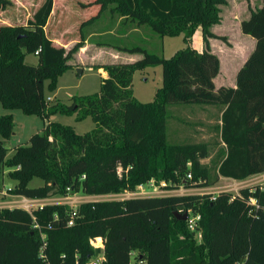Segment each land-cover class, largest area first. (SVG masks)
I'll use <instances>...</instances> for the list:
<instances>
[{"label": "trees", "instance_id": "16d2710c", "mask_svg": "<svg viewBox=\"0 0 264 264\" xmlns=\"http://www.w3.org/2000/svg\"><path fill=\"white\" fill-rule=\"evenodd\" d=\"M14 1L0 0V9L13 7L18 18H25L19 24H0L3 107L44 119L56 112L76 114L78 120L91 117L96 127L78 133L70 125L47 122L43 132L33 134L28 144L18 146L8 157L3 139L12 137L15 122L12 114L1 115L0 192L6 166L17 181L10 191L30 198L110 195L152 180L170 183V189L209 186L210 166L202 162L209 157L208 143L168 141V105L179 103L228 104L220 130L226 149L218 164L219 175L244 180L264 172V0L241 25L257 45L238 72L237 88L218 89L214 79L221 62L209 39L226 38L214 34L211 27L221 22L220 6L227 0H77L97 10L81 23L80 37L52 24L68 6L53 13L54 0H43L37 9ZM108 7L112 15L147 25L161 36L184 34L187 46L169 58L141 46H116L143 57L104 65L108 77L102 78L99 92L75 95L69 105L49 107L46 81L54 90L59 77L73 68L69 61L84 43L83 28ZM200 27L202 51L192 45ZM61 32L67 42L78 39L70 50L54 40ZM39 49V63L28 64L26 56ZM157 65L163 67V85L154 100H138L132 89L135 72ZM35 177L44 184L31 187ZM213 196L185 193L85 201L75 215V208L62 203L46 205L34 215L4 207L0 209V264H47L41 257L44 243L51 264H76L77 260L87 264L102 252L91 244L96 237L104 239L103 264H264V185ZM178 212L200 213L198 230H190Z\"/></svg>", "mask_w": 264, "mask_h": 264}, {"label": "rangeland", "instance_id": "374dc122", "mask_svg": "<svg viewBox=\"0 0 264 264\" xmlns=\"http://www.w3.org/2000/svg\"><path fill=\"white\" fill-rule=\"evenodd\" d=\"M87 1V0H82ZM262 3V1H260ZM68 7L61 10L59 20L57 16L52 19V24L57 29H65L71 33L70 36L77 35L80 37L81 34V23L89 18L86 16L89 7H83L78 4L77 0H70L66 3ZM32 9V8H31ZM21 11L26 12L24 9ZM24 15V13L22 12ZM24 18V16H21ZM19 17V18H21ZM18 18V10L13 7H7L6 9H0V24L3 21L11 22L14 24H19L25 21L24 19ZM104 18V19H103ZM103 18L96 21L91 26L95 28H104L110 27V24L117 22L119 16L112 15L110 8L105 11ZM106 18V19H105ZM104 25H103V24ZM88 28V26L83 28V31ZM56 29V30H57ZM124 29V25H117L115 31L119 32ZM223 28H219L222 30ZM52 31V27H50ZM121 34V33H120ZM119 34V35H120ZM235 37V36H234ZM104 41L111 42L116 46L121 47H134L141 46L151 53L158 54L169 58L173 56L178 50L187 46L184 41L183 35L178 36H161L155 31H153L149 26L144 25L140 28L139 32H134L129 34L126 37H119L115 40L104 38ZM202 42L198 38V34L194 37V45ZM116 46H114L116 48ZM196 48V47H195ZM137 58L140 59L143 57L142 53H136ZM223 53V60L225 68H227L226 61L227 55ZM137 59V60H138ZM136 61V60H135ZM26 62L30 65H37L39 63V56L36 54H28L26 56ZM84 69L81 73L80 70ZM48 82L46 81L45 93L47 98L51 97L49 100V107L60 103L63 105H69L72 103V97L75 95H87L94 94L100 91L102 84V77L96 67L92 65H85L82 68H73L65 72L58 79L57 86L54 90H51L48 87ZM163 85V67L161 65L157 66H148L142 70H137L133 77L132 89L134 96L143 102H149L155 99L157 90ZM200 104H170L168 105V118H167V136L170 143H193V142H203L209 141V157L204 159V162L209 163L210 166V176L211 184L214 186L218 184V164L223 155L220 145L217 142H214V137H209L205 134H194L191 133V130L194 131L198 129L196 125V118H198V113H181L179 107H199ZM4 114H12L15 122V127L13 135L9 139H3L4 145L7 147L8 152L7 156L11 157L14 153L15 148L20 145H26L29 143L30 138L35 133L43 132L47 122H59L64 125L72 126L78 133L88 132L96 127V122L91 118L87 117L83 120H78L76 114L66 115L60 112L51 113L48 118L44 119L38 115H27L21 109H6L3 107L0 102V116ZM10 168L5 167V176L4 184L2 190L6 191V194H0V209L4 207L13 206V201L19 199L15 196L10 190L15 186L16 180H14L9 174ZM224 182H221L220 186L224 185ZM158 183V182H157ZM226 183V182H225ZM44 184V181L41 178L35 177L31 182V187H38ZM250 186V184H248ZM247 185V186H248ZM144 189H140L139 186L134 190L126 189L120 193H113L110 195H99L97 197H86L83 193H76L77 197L76 203L80 200L84 201H93V200H113V199H125L132 197H147V196H164V194L169 193L165 190H170V192L181 194L180 190L174 188L170 189L171 184L163 186L161 182L157 184V187L145 185ZM209 186V187H210ZM246 186V187H247ZM180 187V186H179ZM230 189V192L237 194L242 188L238 191L234 189L231 190V186L227 187ZM244 188V187H243ZM215 190L214 187L209 188V191ZM188 193V192H187ZM150 194V195H149ZM3 195V196H2ZM134 195V196H131ZM82 197V198H81ZM93 200H92V199ZM61 197H53L50 199L51 203H60ZM79 205V204H78Z\"/></svg>", "mask_w": 264, "mask_h": 264}, {"label": "crops", "instance_id": "0c3cea01", "mask_svg": "<svg viewBox=\"0 0 264 264\" xmlns=\"http://www.w3.org/2000/svg\"><path fill=\"white\" fill-rule=\"evenodd\" d=\"M70 0H54V10L53 13L57 11L58 8H64L68 5L66 3ZM262 1V3L260 2ZM17 3V1H14ZM19 2V1H18ZM43 0H20V5L27 7L30 5L34 6L37 9ZM18 4V3H17ZM263 5V0H227V3L221 5V22L219 24H215L211 27V31L217 36L226 37L225 39L218 37H211L209 39L210 46L212 52H214L220 59L221 69L219 74L215 77L214 82L216 88H220L222 86L237 88V75L240 69L244 66L252 52L255 50L257 45V40L249 35L245 34L242 31V22L245 19L250 18L252 10H257L261 8ZM90 12L86 13V16H92L96 13V6H91ZM105 12L101 14L99 18L89 22L86 26L88 28L84 32V43L81 48L74 54V58L69 62L73 65V68H82L85 65H92L96 67L101 74L102 78L108 77V73L104 70L103 66L111 63H127L133 62L137 60L136 53L125 52L115 48L114 44L111 42L104 41L105 37L108 39L115 40L119 37H126L131 33L139 32L142 26H138L135 23H132L129 20H125L123 17H119L117 22H113L110 24V27L104 28H95L91 26L96 21L103 18ZM104 19V18H103ZM106 19V18H105ZM103 24V23H102ZM124 25V29L121 31H115V27L117 25ZM104 25V24H103ZM85 26V27H86ZM219 28H223L219 30ZM121 33V34H120ZM120 34V35H119ZM198 34V38L202 40V42H198V44L194 43V37ZM184 36V34H181ZM64 32L55 34V41L63 44L67 50H70L78 41L77 38L67 42L64 38ZM235 36V37H234ZM63 38L64 40H61ZM192 45L196 47L199 51H202L205 47L202 29L198 28L193 35ZM224 55H227L226 64L228 65L225 68L224 65ZM71 68V70L73 69ZM70 70V69H69ZM68 70V71H69ZM84 69L81 70V73ZM199 107H179V111L181 113H198V118H196L195 122L198 126V129L192 131L194 134H205L209 137H214L213 141L217 142L221 150L226 149L225 143L221 139L220 130L223 124V113L228 107V104L225 105H206L200 104ZM210 144L209 141H203ZM15 151V150H14ZM203 163H207L202 161ZM209 164V163H207ZM218 184L224 182L223 186L218 184L214 186H206L200 188H187L188 193L193 194H204L211 193L216 194L221 191H230L228 186H231V190L238 191L240 188L246 187L248 184L250 186L254 185H264V172L252 175L244 180H237L229 177H224L218 174ZM249 185L247 187H250ZM214 187L215 190L209 191V188ZM169 192L164 195L177 194ZM86 197H97L99 195H85ZM91 198V199H92ZM93 200V199H92Z\"/></svg>", "mask_w": 264, "mask_h": 264}, {"label": "built area", "instance_id": "2783aa9c", "mask_svg": "<svg viewBox=\"0 0 264 264\" xmlns=\"http://www.w3.org/2000/svg\"><path fill=\"white\" fill-rule=\"evenodd\" d=\"M41 49L36 51V55L39 54ZM48 99L50 100L51 97H48ZM188 178H192V174H188ZM157 182L152 180L149 184L150 186L153 187H157ZM161 185L166 186L167 183L161 182ZM145 184L139 185L140 189H144ZM176 190H180L181 194H185L187 193V188L184 185H180V187H178ZM168 191V190H165ZM170 191V190H169ZM0 194H6V191H1ZM218 193L214 194L213 199H216ZM150 195V194H149ZM3 196V195H2ZM16 197H18L19 199H16L13 201L14 205L13 206H9V208H14V207H18V208H22L26 211H28L30 214L34 215L33 212L37 209H43L46 205H50V204H58V203H51L50 199H52L53 197L56 196H51V197H46V198H30V197H26L23 195H15ZM75 194H68L65 196H60L61 197V202L62 204H68L71 207L75 208L73 214H76V208L83 202V200H78V202L76 203L77 197L80 198V196H77ZM134 196V195H131ZM82 198V197H81ZM255 203V200H252ZM85 202V201H84ZM79 204V205H78ZM35 219V216H34ZM201 220V214L200 213H189V218L187 219L188 221V226L190 228V230L192 231H196L198 230L199 227V221ZM69 224L72 225L73 224V218L69 221ZM38 226V225H35ZM198 238H201V233L200 231H198L197 234ZM42 239L45 240L46 239V235L43 233L42 234ZM91 244L95 247V248H101L102 252L98 257H95L93 259H91L90 261L87 262V264H103V262L106 260L105 256H104V239L102 237H96L91 239ZM45 243L43 244L42 248H41V257L45 258V261H47V264H51L50 262H48L47 256L45 254ZM61 264H67L66 262L61 263ZM76 264H80L79 261H76Z\"/></svg>", "mask_w": 264, "mask_h": 264}, {"label": "water", "instance_id": "95a60500", "mask_svg": "<svg viewBox=\"0 0 264 264\" xmlns=\"http://www.w3.org/2000/svg\"><path fill=\"white\" fill-rule=\"evenodd\" d=\"M81 72V70H80ZM178 218L182 219V220H187L189 218V213L188 212H185V213H175Z\"/></svg>", "mask_w": 264, "mask_h": 264}]
</instances>
